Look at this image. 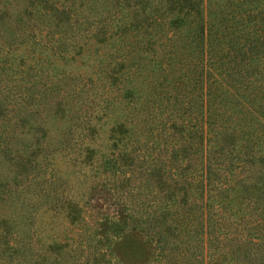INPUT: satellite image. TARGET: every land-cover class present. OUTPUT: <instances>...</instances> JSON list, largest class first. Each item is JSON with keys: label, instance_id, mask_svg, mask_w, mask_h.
I'll return each instance as SVG.
<instances>
[{"label": "trees", "instance_id": "obj_1", "mask_svg": "<svg viewBox=\"0 0 264 264\" xmlns=\"http://www.w3.org/2000/svg\"><path fill=\"white\" fill-rule=\"evenodd\" d=\"M122 221L264 264V0H0V264H115Z\"/></svg>", "mask_w": 264, "mask_h": 264}, {"label": "rangeland", "instance_id": "obj_2", "mask_svg": "<svg viewBox=\"0 0 264 264\" xmlns=\"http://www.w3.org/2000/svg\"><path fill=\"white\" fill-rule=\"evenodd\" d=\"M106 131V127L104 128ZM106 133H103V139H105ZM106 141L103 140V143ZM73 193L79 196V201L82 203L86 200V188L75 187ZM83 195V196H81ZM94 204V203H93ZM97 204V203H95ZM86 221L89 224H93L96 221V211L90 206L85 207ZM114 235L120 237L117 251L115 252V258H113L115 264H150L155 258L156 249L149 244L142 235L137 231H133L132 226L127 223L123 225V221L120 222V227L116 229Z\"/></svg>", "mask_w": 264, "mask_h": 264}]
</instances>
